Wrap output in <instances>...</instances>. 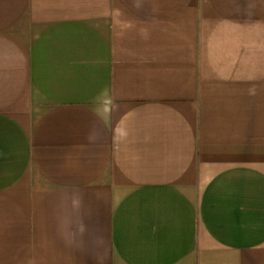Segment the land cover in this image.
<instances>
[{
    "label": "crops",
    "instance_id": "obj_1",
    "mask_svg": "<svg viewBox=\"0 0 264 264\" xmlns=\"http://www.w3.org/2000/svg\"><path fill=\"white\" fill-rule=\"evenodd\" d=\"M0 264H264V0H0Z\"/></svg>",
    "mask_w": 264,
    "mask_h": 264
}]
</instances>
